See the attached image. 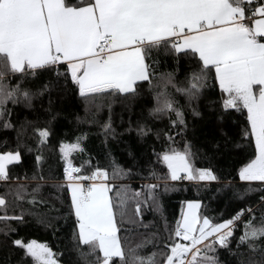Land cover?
Instances as JSON below:
<instances>
[{
    "label": "snow or ice",
    "instance_id": "1",
    "mask_svg": "<svg viewBox=\"0 0 264 264\" xmlns=\"http://www.w3.org/2000/svg\"><path fill=\"white\" fill-rule=\"evenodd\" d=\"M160 48L170 53L177 65L182 58L188 59L194 70L187 74L185 87L173 83V73L161 74L165 84L154 92L149 115L160 118L174 113L170 124L181 126L183 133L187 127L184 112L167 86L191 102L202 94L211 77L220 89V107L246 112L241 137L254 141V155L239 167V180L259 181L264 187V0H0V123L4 128L12 127L10 120L4 119L10 116L9 102L31 107L35 97L53 87L67 89L69 84L86 102L107 94L134 98L140 82L154 87L156 74L148 60L151 51ZM43 73H52L54 79L40 83L35 91L24 86ZM17 75L15 84L8 82L9 77ZM193 114L199 115L195 109ZM103 128L106 133L114 131L110 121ZM136 130L141 136L151 131L143 124ZM36 132L40 144L50 135L47 128ZM163 135L169 146L153 153L167 168L165 192L172 190L168 179L219 182L211 168L194 166L189 142L185 141L181 151L171 146L176 133ZM80 139L70 145L61 142L63 180L51 182L69 195V213L75 217L72 239L81 257H92L85 264H221L218 248L243 255L232 252L230 244L237 222L245 212L252 213L251 208L214 222L198 213L200 200H189L184 202L186 208H181L175 226L170 227L159 201L162 177L155 169H150L147 176L155 183L144 182L133 188L122 182L133 175L132 170L115 161L111 173L93 166L91 160L75 166L67 157L72 151H84ZM21 159L19 150L0 151V181L15 183L14 189L0 194V208H8V194L15 202L49 207L41 196L43 185L49 182L43 175L21 178L11 173L10 166ZM35 160L39 166L43 156L37 155ZM21 180L34 181L35 186L29 191V184ZM260 199L264 202V197ZM149 207L161 213L167 235L140 233L139 240L128 243L137 229H148L151 222H144L143 213ZM49 210L59 211L54 207ZM8 220L23 222L24 211L0 216V221ZM38 223L47 224V220L41 217ZM261 239L264 214L259 225L252 219L245 221L235 240L237 249L246 245L251 252L260 253L259 260L249 259L247 264H264V245L257 243ZM11 243L22 248L33 264H59L45 243L19 238ZM149 246L153 251L142 255ZM82 247L87 252L81 251ZM239 264L246 262L240 260Z\"/></svg>",
    "mask_w": 264,
    "mask_h": 264
},
{
    "label": "trees",
    "instance_id": "2",
    "mask_svg": "<svg viewBox=\"0 0 264 264\" xmlns=\"http://www.w3.org/2000/svg\"><path fill=\"white\" fill-rule=\"evenodd\" d=\"M148 63L151 65L150 70L156 74L152 81L154 87H150L147 82H140L139 94L134 98L107 94L93 102H86L79 96L78 90L69 84L67 89L53 87L43 96L35 97L31 107L23 103L7 104L10 116L4 119L10 120L12 127L4 128L0 123V151H20L22 159L10 166L11 173L21 178H30L34 173L43 175L49 182L43 185L41 196L48 201L49 207L59 211H50L49 207L43 205L31 206L27 202H15L14 196L8 194V208H0V216L20 215L23 210L24 220L0 221V264H33L31 257L25 256L22 248L11 243L18 238L25 242L36 240L47 244L60 264H85L86 259H92L81 257L77 251L78 245L72 239L75 217L69 213L70 199L67 191L58 190L51 182L62 181L64 161L61 159V142L70 145L76 143L78 137L82 138L79 144L84 151H72L67 157L75 166L91 160L93 166L99 165L111 173L112 162L115 161L117 165L132 170L133 175L122 182L130 183L133 188L144 182L155 183L147 179L149 170L155 169L162 177L159 181V201L162 215L170 227H174L176 220L181 217V208L187 200H200L198 213L213 218L214 222L230 219L240 209L251 208L253 212H245L237 222L235 239L230 244L232 252L243 255H232L227 248H218L217 255L221 264H239L240 260L247 264L249 259L261 258L259 252H251L246 245L237 249L235 243L243 231L244 222L252 219L254 224L259 225L261 215L264 214V202L260 199L264 197L261 182H244L238 177L239 167L254 155L255 150L253 141L241 137L246 112L224 111L220 107V89L211 77L202 94L191 102L168 85L167 91L184 112L187 127L181 133V126L172 127L170 124V119H175L174 113L156 118L149 115V109L154 106V92L164 87L165 81L161 79V74L173 73V83L185 87L187 74L194 70L191 62L182 58L177 65L175 58L160 48L151 51ZM18 79V75L11 76L8 82L15 84ZM53 79L52 73H43L35 80L26 81L24 86L35 91L40 83ZM193 109L199 115H194ZM109 121L114 131L106 133L103 125ZM139 124L146 125L151 131L147 135H139L136 130ZM39 128H47L50 132L43 144L39 143L36 132ZM165 132L176 133L171 146L181 151L184 150L185 141L189 142L194 166L211 168L220 178L219 182L168 179L167 184L172 190L165 192L167 168L157 162L153 153V150L158 153L169 146L163 135ZM157 133L160 134L159 139ZM37 155L43 156L39 166L35 160ZM142 177L145 179L142 180ZM21 182L29 184V191L35 186L34 181ZM9 188H15L12 180L7 183L0 181V194L7 193ZM41 217L46 218L47 224L38 223ZM143 220L146 224L151 222L148 229H137L128 243L139 240L140 233L147 235L149 232H159L162 237L167 235L163 231L161 213L149 207L143 213ZM257 243L264 245V239ZM81 251L87 252V248L82 247ZM151 251L153 249L149 246L141 254Z\"/></svg>",
    "mask_w": 264,
    "mask_h": 264
},
{
    "label": "rangeland",
    "instance_id": "3",
    "mask_svg": "<svg viewBox=\"0 0 264 264\" xmlns=\"http://www.w3.org/2000/svg\"><path fill=\"white\" fill-rule=\"evenodd\" d=\"M254 142V141H253ZM74 165V164H73ZM64 167V166H63ZM187 201H189V200H187ZM186 202V201H185ZM183 207H185L186 208V204L184 203V205H183ZM38 242V241H37ZM38 243H40V242H38ZM60 264V263H59Z\"/></svg>",
    "mask_w": 264,
    "mask_h": 264
},
{
    "label": "built area",
    "instance_id": "4",
    "mask_svg": "<svg viewBox=\"0 0 264 264\" xmlns=\"http://www.w3.org/2000/svg\"><path fill=\"white\" fill-rule=\"evenodd\" d=\"M64 168V167H63ZM62 180H63V170H62Z\"/></svg>",
    "mask_w": 264,
    "mask_h": 264
}]
</instances>
